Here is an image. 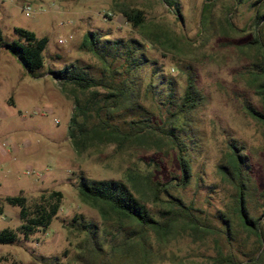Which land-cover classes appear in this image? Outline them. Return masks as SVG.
Listing matches in <instances>:
<instances>
[{"label": "rangeland", "instance_id": "1", "mask_svg": "<svg viewBox=\"0 0 264 264\" xmlns=\"http://www.w3.org/2000/svg\"><path fill=\"white\" fill-rule=\"evenodd\" d=\"M124 1L143 11L145 30L161 31L158 43L146 39L138 27L115 10V3ZM255 1L174 0L171 8L164 0H0V32L5 39L15 38V27L48 38L43 65L34 73L0 46V198L23 194L33 200L42 190L52 189L63 194L48 228L28 239L20 235L14 243H0V264H47L40 256H57L64 264H86L85 246H78L84 235L70 230L68 223L73 215L80 214L102 232L105 222L96 208L79 197L77 182L81 174L123 179L131 184L129 170L139 174L153 171L171 182L170 193L192 201L201 222L213 230L221 227L217 212L231 213L234 203V187L217 169L228 151V141L235 139L244 146L254 184L258 189L264 187V123L250 117L242 107V99L247 98L261 108L251 78L257 65L264 63V47L255 43L258 35L264 46V17L254 23L255 13L264 14V0ZM25 2L31 5V13L23 11ZM89 30L97 31L102 39L136 38L143 42L147 60L132 70L130 77L141 87L140 107L134 115L148 114L158 125L150 135L152 139L171 127L168 117L175 103L169 100L167 81H173L178 99L186 72L194 74L205 102L185 119L180 118L184 129L177 133L192 168L186 186L173 185L179 164L176 149L169 145L162 150L138 146L117 150L115 144L104 142L81 153L76 151L69 137L70 117L75 95L81 100L84 97L71 86L62 89L50 71L74 64L95 76L102 73L101 61L81 44ZM108 60L111 67L123 72L122 76L128 75L122 58ZM111 117L124 126L130 113L119 110ZM2 142L6 145L1 146ZM136 187L135 192L157 216L160 201H155L139 182ZM160 196L164 199L166 194ZM261 201L259 196L250 201L256 215L263 212ZM18 209L4 204L0 230L16 229L20 223ZM213 230L196 237L189 231L181 232L164 244L153 241L152 249L158 256L149 264H209L218 251L233 252L242 260L244 251L257 248L255 236L241 227L230 241L222 231Z\"/></svg>", "mask_w": 264, "mask_h": 264}, {"label": "trees", "instance_id": "2", "mask_svg": "<svg viewBox=\"0 0 264 264\" xmlns=\"http://www.w3.org/2000/svg\"><path fill=\"white\" fill-rule=\"evenodd\" d=\"M171 8L174 0H164ZM259 1V0H257ZM255 1V2H257ZM241 3L242 0H236ZM115 10L121 13L134 27H138L145 38L158 43L161 31L145 30L143 11L124 1L116 2ZM174 9L179 14V7ZM264 17L262 13H255L254 23ZM15 38L7 40L0 32V46L8 49L31 73L43 65V50L47 36H37L32 30L15 27ZM167 39V38H166ZM257 46L264 47L255 37ZM82 46L90 50L103 64L99 76L90 74L83 66L66 65L62 69L51 70L62 89L68 86L83 95L81 100L74 98V111L70 117L69 137L78 153L83 152L93 144L110 142L117 150L138 146L162 150L164 145L176 149V159L179 170L173 177L175 186L184 187L192 178L190 160L184 153L179 141V133L184 129L180 118H186L188 113L195 111L205 102V95L198 88L195 76L191 71L186 72V81L182 94L175 98L174 83L167 81L168 97L175 103V110L168 117L170 129H164L162 136L151 138L157 129L155 121L150 115L140 112L134 115L139 105L141 87L130 77V72L146 62L142 51L143 42L136 38L102 39L97 31H87L82 39ZM111 60L122 58L123 75L116 67H111ZM122 76V77H119ZM251 85L259 96L261 108H257L247 98L242 99L244 111L253 119L264 123V63L257 65L252 72ZM151 89V84L147 85ZM73 92V91H72ZM126 111L130 117L121 126L112 120L116 111ZM151 140H150V139ZM228 151L224 159L217 165L222 177L234 187V203L231 213L219 210L217 216L221 227L217 230L205 226L195 212L192 201H185L178 195L169 192L170 181L156 176L153 171L139 174L133 170L127 172L129 184L123 179L90 178L79 175L77 191L81 200L96 208L105 222L103 231L91 220L80 214L72 216L68 223L69 229L83 233L84 238L78 245L85 246L88 259L86 264H115L120 261L132 264L140 261L149 264L156 258L152 249V242L164 244L181 232L189 231L193 237L201 232H220L227 240L236 236L237 228L241 227L257 240L256 250L244 251L245 258L238 260L233 252H217L212 256L209 264H263L264 261V187L258 189L251 175L249 155L244 146L235 139L227 142ZM145 186L155 201H160L161 209L154 215L144 201L143 196L135 191L136 183ZM164 192L166 197L161 198ZM62 191L58 189L42 190L37 198L29 200L26 195H7L0 198V216L4 213V204L18 206L20 223L16 229L5 227L0 230V243H14L21 235L28 239L34 232L49 227L52 219L57 215L61 206ZM256 196L261 198L263 212L256 215L252 212L250 201ZM217 230V231H216ZM82 255H78L80 258ZM160 256V255H159ZM40 260L47 264H64L59 257L40 256Z\"/></svg>", "mask_w": 264, "mask_h": 264}, {"label": "built area", "instance_id": "3", "mask_svg": "<svg viewBox=\"0 0 264 264\" xmlns=\"http://www.w3.org/2000/svg\"><path fill=\"white\" fill-rule=\"evenodd\" d=\"M22 9L25 13H31L33 11L31 5L28 2L22 4ZM5 145H6L5 142L1 143V146H5ZM27 172L28 170H26V173Z\"/></svg>", "mask_w": 264, "mask_h": 264}, {"label": "crops", "instance_id": "4", "mask_svg": "<svg viewBox=\"0 0 264 264\" xmlns=\"http://www.w3.org/2000/svg\"><path fill=\"white\" fill-rule=\"evenodd\" d=\"M3 154V153H2Z\"/></svg>", "mask_w": 264, "mask_h": 264}]
</instances>
